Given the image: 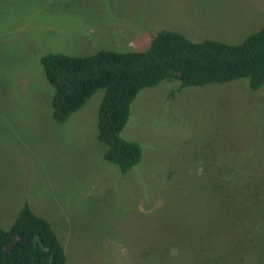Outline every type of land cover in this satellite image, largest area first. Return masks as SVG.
<instances>
[{
	"label": "rangeland",
	"instance_id": "obj_1",
	"mask_svg": "<svg viewBox=\"0 0 264 264\" xmlns=\"http://www.w3.org/2000/svg\"><path fill=\"white\" fill-rule=\"evenodd\" d=\"M263 26L264 0H0V227L28 203L66 264H264V87L142 90L122 137L143 157L124 174L98 138L105 90L59 123L40 62L144 51L162 30L235 45Z\"/></svg>",
	"mask_w": 264,
	"mask_h": 264
},
{
	"label": "trees",
	"instance_id": "obj_2",
	"mask_svg": "<svg viewBox=\"0 0 264 264\" xmlns=\"http://www.w3.org/2000/svg\"><path fill=\"white\" fill-rule=\"evenodd\" d=\"M40 62L54 89L53 117L59 123L67 122L99 90H105L98 111V138L107 146L105 160L126 174L143 157L139 143L122 137L138 94L173 79L180 81L181 88L246 79L252 91L262 89L264 26L235 45L195 42L162 30L144 51L101 50L90 56L48 53ZM0 264H66L65 250L51 224L28 203L9 230L0 227Z\"/></svg>",
	"mask_w": 264,
	"mask_h": 264
},
{
	"label": "crops",
	"instance_id": "obj_3",
	"mask_svg": "<svg viewBox=\"0 0 264 264\" xmlns=\"http://www.w3.org/2000/svg\"><path fill=\"white\" fill-rule=\"evenodd\" d=\"M124 26L130 27V25L127 24V23H124V24H116V25L113 26V30L118 35V37L119 36H122L123 38H125V37H128L130 35L129 33L127 34L126 32H123V30H121V29L120 30H117L120 27H124Z\"/></svg>",
	"mask_w": 264,
	"mask_h": 264
},
{
	"label": "clouds",
	"instance_id": "obj_4",
	"mask_svg": "<svg viewBox=\"0 0 264 264\" xmlns=\"http://www.w3.org/2000/svg\"><path fill=\"white\" fill-rule=\"evenodd\" d=\"M199 171L202 173L203 169L201 168ZM170 254L173 256L178 255L179 254L178 249H171Z\"/></svg>",
	"mask_w": 264,
	"mask_h": 264
}]
</instances>
